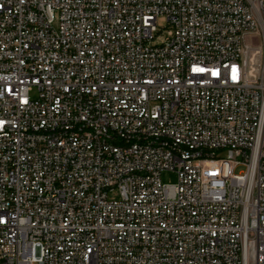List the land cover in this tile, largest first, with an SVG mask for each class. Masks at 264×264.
Segmentation results:
<instances>
[{"label":"built area","instance_id":"1","mask_svg":"<svg viewBox=\"0 0 264 264\" xmlns=\"http://www.w3.org/2000/svg\"><path fill=\"white\" fill-rule=\"evenodd\" d=\"M0 264H264V0H0Z\"/></svg>","mask_w":264,"mask_h":264},{"label":"rangeland","instance_id":"2","mask_svg":"<svg viewBox=\"0 0 264 264\" xmlns=\"http://www.w3.org/2000/svg\"><path fill=\"white\" fill-rule=\"evenodd\" d=\"M58 26V20L55 22L54 27ZM158 27L160 29V31H162V33H158L156 34V39L153 41V44H161L163 43L165 37H166V31L168 30V26L166 23V19L165 17L161 16L158 18ZM246 42L249 44H253L254 43V37L253 36H248L246 38ZM244 170L243 167H238L235 172L239 173L242 172ZM161 181L164 184H168V185H174L178 182V175L176 173V171L174 170H168V171H164L161 173ZM108 197L110 199H117L118 198V193L117 191H113V192H109L108 193Z\"/></svg>","mask_w":264,"mask_h":264}]
</instances>
